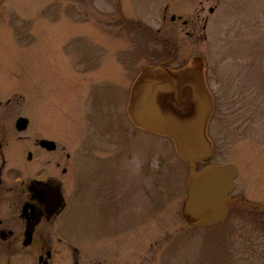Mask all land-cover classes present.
Returning a JSON list of instances; mask_svg holds the SVG:
<instances>
[{
    "label": "rangeland",
    "instance_id": "374dc122",
    "mask_svg": "<svg viewBox=\"0 0 264 264\" xmlns=\"http://www.w3.org/2000/svg\"><path fill=\"white\" fill-rule=\"evenodd\" d=\"M116 2L0 0V140L14 144L4 149V171L17 168L18 154L25 159L29 135L54 137L59 150L78 151L72 173L83 202L63 225L68 245L79 248V264H264V0H121L122 13L136 26L123 23ZM173 14L181 18L172 21ZM90 56H101L105 71L121 64L132 74L162 60L178 67L201 57L217 98L209 125L213 156L192 164L166 137L142 130L123 135L122 89L130 79L105 76L90 87L71 76L94 69ZM30 98L40 112L28 131L18 132L14 122ZM86 110H94L102 126L99 152L91 151L95 140L82 145L78 135L83 120L77 116ZM38 157L53 161V155ZM228 162L238 176L227 218L214 225L189 222L181 210L192 167ZM101 200L117 205L115 220L85 216ZM110 226L119 231H102ZM67 243L56 245L50 264L72 262ZM111 246L122 252L99 250ZM38 255L33 249L0 252V264H40Z\"/></svg>",
    "mask_w": 264,
    "mask_h": 264
},
{
    "label": "flooded vegetation",
    "instance_id": "af4514ba",
    "mask_svg": "<svg viewBox=\"0 0 264 264\" xmlns=\"http://www.w3.org/2000/svg\"><path fill=\"white\" fill-rule=\"evenodd\" d=\"M122 2L123 5H125L124 0H122ZM116 4L118 5L119 17H124L125 19L123 23L128 26H136L138 24L137 22H133L130 18H126L122 13L121 0H117ZM173 15L171 16L172 21H176L181 18L180 16L176 15L175 18H173ZM185 21L187 20H183V24H188V21ZM144 26L147 28L148 33H150L149 31L151 30L148 29L146 25ZM158 32H161V29H158ZM188 34H190V32H188ZM89 40L94 41V39ZM164 40L168 42L166 38ZM117 54L115 55L117 63L123 64L125 61H123L122 58H119ZM101 56L105 57L104 54ZM101 56H97L96 58L90 56L91 58L88 60L89 65L94 67V71L90 69L77 70L73 71L70 75H79L85 81H89L90 87L91 83L103 80L105 76L106 78L115 79L117 75L122 73V75L129 78V84L127 85L128 82H126L122 89V93H124L125 102L123 103L125 105V109L123 112L124 118H122V115L121 118L124 122L118 125L121 130H123V135H130L134 137V135H137L135 133L137 130L153 133L155 135L166 137L168 140H170L174 150L176 151L175 143L170 136L157 134L138 126L132 120L128 112L132 88L142 69L149 65L143 66L136 74H132L127 69L122 70L121 67L124 64H120L119 68L117 64V69L114 66L115 69L105 71L103 69V60L101 61L100 59ZM114 61L115 60L112 62ZM171 64V59H167L158 63H154L151 66L170 68L172 70H177L185 66V64H183L182 66L175 67ZM205 80L213 98V111L209 120L207 131L214 147V141L209 135V125L216 115L217 98L209 85L206 70ZM119 98L122 99V95H119ZM3 103L4 102L0 100V105ZM5 103L10 105L12 103V99L8 98ZM27 107L28 110L25 108L26 112L18 116L14 122L15 128L18 132L28 131L30 127L35 124V116L37 115V112H40L41 109L40 103L36 100H33L32 98H30ZM21 117L27 118V127L23 130H18L16 124L18 119ZM77 117H80L83 120L81 123L83 125L76 124V126L80 127V129L77 131L81 133L78 135L81 136L82 145L95 140L91 143V151L99 152L103 150V138L100 134H97V129L101 128L102 126L95 120V111L93 110L89 115V111L86 110L85 114H79ZM44 141H54L55 148H49V144L44 143ZM28 142L29 143L25 150V159L22 157V155L18 154L19 161L14 163L16 165H14V167L17 168L14 169L11 166L9 167V171L6 172L4 171V168L8 162V159L4 149L12 147L14 144L11 143L10 140L4 138L0 140V252L5 254H13L18 250L25 251L27 249H33V251L39 254V263L43 264V262L49 261L52 258V254L53 260L55 259V255L58 252L56 249V245L58 243H67L68 241H71V239L65 234L63 224L71 220L73 217V209H76L80 204L79 201H82L78 196L79 187L77 178L72 173L73 168L76 165L78 151H75L74 154L69 150H59L57 141L54 139V137L51 138L47 135H29ZM113 143L115 146H120V142L118 143L116 139H114ZM94 144H96L95 149L93 147ZM58 153L60 154L58 155ZM177 154L178 153L176 151V155ZM38 155H43L44 157H51L53 155V161L52 159L51 161L39 160ZM11 156L12 155H8L9 158H11ZM129 158H132V156ZM11 165H13V163ZM140 168L142 167L140 166ZM9 177L11 178L10 182L8 181ZM70 186L71 189L75 191L74 194H72V192L70 193L72 196L66 193ZM110 195L111 193L109 191L107 197ZM83 205L85 208H88L86 203ZM89 210L90 212H87L85 215L88 218L95 216L96 218L102 220L108 216L109 218H113V220H115L117 216V205L104 200L91 203L89 205ZM102 231H113L116 233L119 230L116 231L114 227L110 226L108 229ZM99 233L102 232L100 231ZM29 237L31 240L27 244ZM112 248L113 252L118 250V252H122L118 246H111V248L108 249L99 248V250L101 249V252H106L109 249L112 250ZM42 249H44V251H42ZM66 250H68L72 256V262L70 264H79V248L74 244H71L66 247Z\"/></svg>",
    "mask_w": 264,
    "mask_h": 264
},
{
    "label": "water",
    "instance_id": "95a60500",
    "mask_svg": "<svg viewBox=\"0 0 264 264\" xmlns=\"http://www.w3.org/2000/svg\"><path fill=\"white\" fill-rule=\"evenodd\" d=\"M212 111L213 98L201 57L177 70L144 67L132 88L128 106L129 115L138 126L170 136L179 156L192 164L213 156L207 131ZM16 125L18 130L25 129L27 118H19ZM44 143L55 148L54 141ZM237 176L238 168L232 162L207 165L198 171L192 167L181 210L184 218L201 226L223 222L229 214L227 198L237 188ZM30 240L29 237L27 244Z\"/></svg>",
    "mask_w": 264,
    "mask_h": 264
}]
</instances>
